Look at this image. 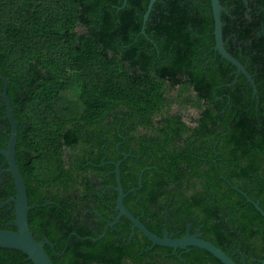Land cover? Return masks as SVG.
Returning a JSON list of instances; mask_svg holds the SVG:
<instances>
[{"label":"trees","instance_id":"trees-1","mask_svg":"<svg viewBox=\"0 0 264 264\" xmlns=\"http://www.w3.org/2000/svg\"><path fill=\"white\" fill-rule=\"evenodd\" d=\"M246 1L221 0L223 34L256 97L214 50L211 0H158L147 22L150 0H0V94L8 80L30 228L54 264H222L153 247L125 217L103 236L120 162L124 204L153 234L189 226L237 264L262 263L264 218L245 195L264 210V0ZM176 105L196 109L194 125ZM0 118L5 150L1 98ZM1 179L0 230L17 231ZM0 264L33 262L0 249Z\"/></svg>","mask_w":264,"mask_h":264},{"label":"water","instance_id":"water-1","mask_svg":"<svg viewBox=\"0 0 264 264\" xmlns=\"http://www.w3.org/2000/svg\"><path fill=\"white\" fill-rule=\"evenodd\" d=\"M158 0H150L146 15L145 22L150 17V14L153 10L155 3ZM211 6L213 10L214 17V35H215V50L219 53L223 60L228 61L234 67H236V76L243 74L248 82L251 84L253 88L254 96L258 95L257 87L253 77L247 72L246 68L233 57L226 49L225 40L223 36V23H222V11L223 7L221 6L220 0H211ZM145 34V31L143 30ZM5 87L2 94H0V98L4 101L6 107V113L8 120L11 125V134L10 140L8 142L7 148L5 150H0V155L6 160L8 164V169L6 170L9 173L15 184V188L17 191V195L15 198H12L10 202L7 204H14L16 219L14 224L17 228V231L10 230H0V249H11L16 250L28 257L33 264H54L51 257L45 250L46 245H49L54 249V245L48 241V239H44L38 242L33 233L31 232L30 223H29V213L35 207L30 206L28 190L24 181V178L19 169L18 161H17V145L19 139V123L15 119L11 102L7 95L8 92V80H4ZM121 163V162H120ZM120 163L116 165V182L117 187L115 190L118 192L117 198V211L118 217L115 223L119 222L122 217L127 218L132 224L133 235L135 230H139L141 234H143L146 238H148L153 247L158 245L162 247L172 248L175 251L181 249L185 252H189L190 248H199L210 253L216 259H218L222 264H237L233 258L228 256L222 249L214 245L213 243L202 239L200 236H193L190 232L182 239H173L169 236L168 232L165 231L163 237H159L153 234L135 215L126 208L124 205V200L126 198V193L124 191L121 178H120ZM142 181V177L140 182ZM132 192H135L136 189H132ZM247 201L255 206V208L262 214L264 218V210L260 207L259 203L252 201L246 195ZM4 204V205H5ZM115 223H109L106 227L103 236L107 233L108 228L112 227ZM132 235V236H133ZM151 248H148L149 251ZM261 264H264V260Z\"/></svg>","mask_w":264,"mask_h":264},{"label":"flooded vegetation","instance_id":"flooded-vegetation-1","mask_svg":"<svg viewBox=\"0 0 264 264\" xmlns=\"http://www.w3.org/2000/svg\"><path fill=\"white\" fill-rule=\"evenodd\" d=\"M245 1V4L247 5L248 3H247V1L246 0H244ZM230 2V0H225V3L226 4H228ZM220 3H221V0H220ZM221 6L223 7V11H222V13H224V12H226V13H228L229 12V8L227 7V6H223L222 4H221ZM221 18H222V15H221ZM223 23V22H222ZM223 27H224V24H223ZM214 29H215V24H214ZM262 33H264V25L261 27V29H260V31H258V35H261ZM213 35H214V32H213ZM223 36H224V34H223ZM214 38H215V35H214ZM228 43V40H226V42H225V46H226V44ZM226 49H227V47H226ZM214 50H215V48H214ZM216 51V50H215ZM227 51H228V49H227ZM229 52V51H228ZM234 57V56H233ZM238 60V59H237ZM241 63V62H240ZM247 70V69H246ZM193 118V117H192ZM192 118H187L186 117V115L184 114V118H183V120L185 121V122H187L188 123V125L189 126H192V125H194L193 123H192ZM2 119L0 118V128H2ZM8 169V164H7V162H6V160L4 159L3 161H0V181H2V179H1V177L2 178H6V175L7 174H9V173H7V170ZM117 183V182H116ZM110 187H112V186H108L107 187V190L109 191L110 190ZM117 187V186H116ZM115 187V188H116ZM114 188V189H115ZM8 202H10V200L8 201ZM5 203H7V202H5ZM5 203H2V206H5L6 204ZM5 204V205H4ZM7 205H9L10 206V208H11V203L10 204H7ZM125 205V204H124ZM127 208V207H126ZM128 209V208H127ZM117 210V209H116ZM118 212V211H117ZM117 217H118V214H117ZM117 217L114 219V222H109V223H115V221H116V219H117ZM121 220V219H120ZM120 220H119V222H120ZM119 222H117V223H119ZM117 223H115V224H117ZM114 224V225H115ZM113 225V226H114ZM165 231L167 232V230H166V227H165V229H164V233H165ZM188 232H190V234L191 235H195V236H200L201 238H202V234H201V231L198 229V230H196L193 234L191 233V228L188 226V228H187V230H186V235H187V233ZM169 234V233H168ZM175 235H176V232H172V234H169V236L171 237V238H173V239H182V238H184V237H182V238H175ZM203 239V238H202Z\"/></svg>","mask_w":264,"mask_h":264},{"label":"rangeland","instance_id":"rangeland-1","mask_svg":"<svg viewBox=\"0 0 264 264\" xmlns=\"http://www.w3.org/2000/svg\"><path fill=\"white\" fill-rule=\"evenodd\" d=\"M79 31H83L80 30ZM172 111L176 112V113H182L185 114L187 118H192V117H196L198 115V112L196 111V109L190 108V107H179V106H172Z\"/></svg>","mask_w":264,"mask_h":264}]
</instances>
